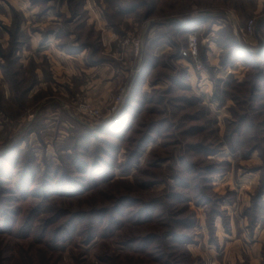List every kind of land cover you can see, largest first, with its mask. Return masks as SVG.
<instances>
[{
    "label": "rangeland",
    "instance_id": "obj_1",
    "mask_svg": "<svg viewBox=\"0 0 264 264\" xmlns=\"http://www.w3.org/2000/svg\"><path fill=\"white\" fill-rule=\"evenodd\" d=\"M261 3L0 0V264H264Z\"/></svg>",
    "mask_w": 264,
    "mask_h": 264
},
{
    "label": "clouds",
    "instance_id": "obj_2",
    "mask_svg": "<svg viewBox=\"0 0 264 264\" xmlns=\"http://www.w3.org/2000/svg\"><path fill=\"white\" fill-rule=\"evenodd\" d=\"M89 8H92L93 5L89 4L88 5ZM105 7H107V5H105ZM205 8L214 11V12H219L221 10H226L229 19L232 21H235L236 23H242L245 21L246 17L244 16V14L242 12H239L237 10H235V6L231 3H218V2H211L208 3L206 5H204ZM264 8V3H261L259 5L258 8L253 9L251 6H248V12L251 13L253 15V20L248 21L249 24L254 23L256 18H259V16L261 15L260 13V9ZM156 17H153V19H155ZM93 19L94 20H98L99 16L97 13H93ZM48 24H44L41 25V27H47ZM102 28L104 27V22L101 23L100 25ZM41 37L39 35H37L36 37H34L33 42H32V50L31 51H25L24 52V56L26 57V59L22 60L21 63L25 66V72H24V76L28 77V81L29 83H31V64H30V59H28V57H33L35 55V48L38 45L39 41H40ZM53 40H55V37L52 38ZM74 39V37H73ZM112 39H116L115 36L112 37ZM0 43L3 44V48L5 53H7L10 50V37L8 36L7 33H5L3 40L0 41ZM61 43V41H55V43L53 44V47L51 49L50 52L46 53V55L51 56L53 52L56 51V47L55 44ZM193 51H195V49H193ZM107 53H101V55H106ZM59 55L63 56L62 53H59ZM65 60H67L69 62V67L65 68L63 71L68 73V76L71 77L72 75H79V73L75 72L72 64L73 61L78 59V58H73V57H69V56H64L63 57ZM37 64L42 63V60L40 57H37ZM0 64L5 65L6 67L9 64V61L7 59H4V57H0ZM19 65L16 66V68L13 69V71H18L19 70ZM36 73L38 75H40L42 77V71L40 67H37L35 69ZM60 75H57V79H60ZM18 79H23V76L18 77ZM0 82H2L3 84V88L5 89V91L7 92L10 88V83L8 81V76L7 73L5 72L4 69H0ZM70 82V81H69ZM24 87H28V84H25ZM48 86L46 84H41L39 86H37V88L33 91L32 95L35 96L37 93H39L41 91V89H46ZM58 95H60L61 97H63V99L66 101L67 106L69 107H76L78 112L84 113L86 115H92L91 109L89 107H84L80 105V100H73L68 93H59ZM90 103V102H89ZM33 116H28L27 119H32ZM205 245H207V237L205 238ZM259 247L260 245H257L255 249L251 250L249 252V255H252V252H257L259 251ZM192 251L196 254H200L205 256V258L210 257V256H215V252L214 251H201V249H192ZM254 264H258V261H254Z\"/></svg>",
    "mask_w": 264,
    "mask_h": 264
},
{
    "label": "built area",
    "instance_id": "obj_3",
    "mask_svg": "<svg viewBox=\"0 0 264 264\" xmlns=\"http://www.w3.org/2000/svg\"><path fill=\"white\" fill-rule=\"evenodd\" d=\"M188 49H189V54L192 55L194 58L197 56V36L194 34L190 37L189 43H188ZM195 49V51H193ZM198 68H201V64L198 63ZM91 109L92 115L95 117H99L100 113L98 110L93 109L92 107L89 106Z\"/></svg>",
    "mask_w": 264,
    "mask_h": 264
},
{
    "label": "trees",
    "instance_id": "obj_4",
    "mask_svg": "<svg viewBox=\"0 0 264 264\" xmlns=\"http://www.w3.org/2000/svg\"><path fill=\"white\" fill-rule=\"evenodd\" d=\"M261 56H264V50L262 51V53H261ZM4 159V158H3ZM11 164H12V162H11ZM7 172L5 173L6 175H8V174H10L11 172H10V169H5ZM3 173L4 171H3V165L1 164L0 165V173ZM4 174V173H3ZM49 184V181H46V183H45V186L46 185H48ZM257 217H259V215H256ZM257 220V219H256ZM94 236V235H93ZM93 236H90V237H93ZM54 240V239H53Z\"/></svg>",
    "mask_w": 264,
    "mask_h": 264
}]
</instances>
